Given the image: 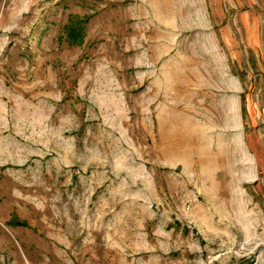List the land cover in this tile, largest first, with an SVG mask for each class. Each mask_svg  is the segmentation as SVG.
I'll use <instances>...</instances> for the list:
<instances>
[{"label": "rangeland", "instance_id": "rangeland-1", "mask_svg": "<svg viewBox=\"0 0 264 264\" xmlns=\"http://www.w3.org/2000/svg\"><path fill=\"white\" fill-rule=\"evenodd\" d=\"M263 8L0 0V264H264V166L209 86Z\"/></svg>", "mask_w": 264, "mask_h": 264}, {"label": "crops", "instance_id": "crops-1", "mask_svg": "<svg viewBox=\"0 0 264 264\" xmlns=\"http://www.w3.org/2000/svg\"><path fill=\"white\" fill-rule=\"evenodd\" d=\"M254 6L264 7V0H254ZM261 10L263 12H254L251 16L253 24L240 32L239 37L235 36L233 46L227 40L218 47L219 53L211 52L218 53L212 57V65L220 66L210 68L209 84L212 94L222 96L223 103L214 108L224 112L225 133L234 135L233 160L254 161V180L264 166V8ZM243 42L249 50L245 53L246 60L250 61L248 81L243 78ZM246 85L249 90L245 96L248 123L243 115Z\"/></svg>", "mask_w": 264, "mask_h": 264}, {"label": "trees", "instance_id": "trees-1", "mask_svg": "<svg viewBox=\"0 0 264 264\" xmlns=\"http://www.w3.org/2000/svg\"><path fill=\"white\" fill-rule=\"evenodd\" d=\"M72 31H70V34H69V36H70V38H72V40H74L75 42H77V41H81L82 40V38H81V34H73L72 32H73V30L74 29H71Z\"/></svg>", "mask_w": 264, "mask_h": 264}]
</instances>
